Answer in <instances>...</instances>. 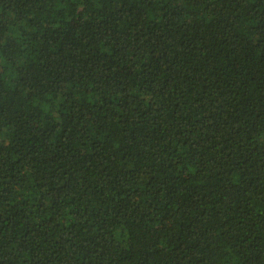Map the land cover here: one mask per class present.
I'll return each mask as SVG.
<instances>
[{
    "label": "trees",
    "instance_id": "1",
    "mask_svg": "<svg viewBox=\"0 0 264 264\" xmlns=\"http://www.w3.org/2000/svg\"><path fill=\"white\" fill-rule=\"evenodd\" d=\"M0 264H264V0H0Z\"/></svg>",
    "mask_w": 264,
    "mask_h": 264
}]
</instances>
